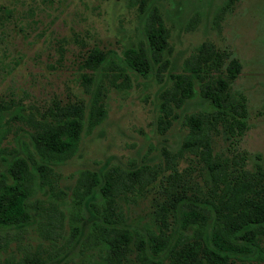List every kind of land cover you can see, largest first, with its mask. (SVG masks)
<instances>
[{"label":"trees","instance_id":"16d2710c","mask_svg":"<svg viewBox=\"0 0 264 264\" xmlns=\"http://www.w3.org/2000/svg\"><path fill=\"white\" fill-rule=\"evenodd\" d=\"M147 2L140 0V13ZM236 2L224 0L221 13H229ZM168 35L152 6L136 44L120 53L94 50L85 59L90 74L81 82L88 95L83 103L52 102L41 111L11 103L0 107V121L8 110L31 128L27 141L14 137L9 151L0 146V230L21 228L33 215L39 237L35 249L13 264H68L64 259L72 254L81 255L73 264L264 260V165L258 154L249 165L250 156L237 147L248 127L246 97L231 90L241 65L230 51L210 42L197 45L182 60L180 71L168 72V84L158 93V133L163 135L174 123L183 128L177 140L163 139L166 144L159 150L167 173L159 180L163 198L158 212L143 220L123 213L118 197L129 188L118 166L78 170L67 188L55 181L53 167L74 154L84 130L104 119L107 90L128 88L132 78L150 73L151 66L164 82ZM194 96L202 108L181 113ZM1 127L0 144L6 130ZM217 137L225 142L221 149L215 148ZM178 159L187 160L179 169ZM139 173V168L127 173L130 187ZM35 189L46 191L43 199L32 200ZM0 241V247L8 244L5 235Z\"/></svg>","mask_w":264,"mask_h":264},{"label":"rangeland","instance_id":"374dc122","mask_svg":"<svg viewBox=\"0 0 264 264\" xmlns=\"http://www.w3.org/2000/svg\"><path fill=\"white\" fill-rule=\"evenodd\" d=\"M223 1L148 0L140 13V0H0V107L11 103L41 111L52 102L60 106L83 103L88 95L81 82L90 74L85 59L94 50L120 53L124 46L136 44L152 6L169 32L164 82L153 75L151 66L150 73L132 78L128 88L107 90L104 119L91 131L84 130L74 154L53 167L59 187L72 186L78 170L118 166L129 188L118 197L123 213L143 220L158 212L163 198L159 180L167 173L159 154L166 144L162 140L171 143L183 132L174 123L163 135L158 133V93L167 83V73L180 71L182 60L201 42L230 51L240 62L231 90L246 97L248 127L237 147L250 156L249 165L253 154L264 165V0H237L229 13H221ZM198 100L197 96L187 100L180 112L202 108ZM0 123L6 129L0 146L6 151L14 137L27 141L26 131L31 128L10 111L3 112ZM224 145L217 137L215 148ZM186 161L178 159L176 167H184ZM135 168L140 169L138 182L130 187L127 173ZM45 193L35 189L32 200L43 199ZM32 217L21 228L0 230L8 239L0 247V264H13L35 249L39 237ZM77 245L73 244L75 250ZM80 258L72 254L64 263ZM125 264L139 263L132 259ZM227 264H264V260L232 259Z\"/></svg>","mask_w":264,"mask_h":264}]
</instances>
